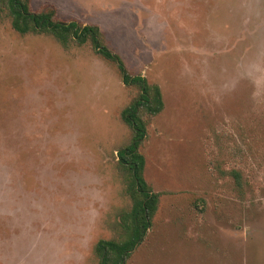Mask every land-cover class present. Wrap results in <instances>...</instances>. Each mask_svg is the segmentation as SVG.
Listing matches in <instances>:
<instances>
[{
    "label": "rangeland",
    "instance_id": "374dc122",
    "mask_svg": "<svg viewBox=\"0 0 264 264\" xmlns=\"http://www.w3.org/2000/svg\"><path fill=\"white\" fill-rule=\"evenodd\" d=\"M30 6L99 25L161 89L139 149L159 199L126 264H264V0ZM138 94L90 42L20 34L0 12V264H99L132 205L118 149Z\"/></svg>",
    "mask_w": 264,
    "mask_h": 264
},
{
    "label": "trees",
    "instance_id": "16d2710c",
    "mask_svg": "<svg viewBox=\"0 0 264 264\" xmlns=\"http://www.w3.org/2000/svg\"><path fill=\"white\" fill-rule=\"evenodd\" d=\"M4 10L11 17L12 27L20 34L45 32L64 45L69 41L78 45L90 42L96 53L116 65L125 85L139 89L138 96L122 110V119L131 128L132 136L118 149L119 163L128 177L127 191L132 197V205L120 214V237L100 239L95 246L99 264H126L151 227L159 199V194L151 189L143 176L145 160L139 149L147 135L145 116H155L163 108L161 89L157 84H150L144 75L129 71L123 58L104 41L99 25L60 20L54 8L34 11L30 0H0V12ZM238 173L234 172L236 179Z\"/></svg>",
    "mask_w": 264,
    "mask_h": 264
}]
</instances>
